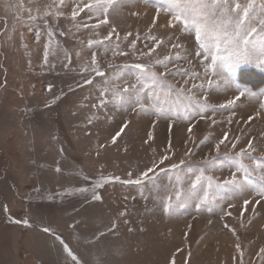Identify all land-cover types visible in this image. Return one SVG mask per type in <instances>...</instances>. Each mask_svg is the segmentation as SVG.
Listing matches in <instances>:
<instances>
[{"label": "rangeland", "instance_id": "obj_1", "mask_svg": "<svg viewBox=\"0 0 264 264\" xmlns=\"http://www.w3.org/2000/svg\"><path fill=\"white\" fill-rule=\"evenodd\" d=\"M93 2L0 0V264H264V0Z\"/></svg>", "mask_w": 264, "mask_h": 264}, {"label": "snow or ice", "instance_id": "obj_2", "mask_svg": "<svg viewBox=\"0 0 264 264\" xmlns=\"http://www.w3.org/2000/svg\"><path fill=\"white\" fill-rule=\"evenodd\" d=\"M113 2H114V0H94L93 3L85 4L84 8H87V9H90L93 11H98L100 9H103V12H104L105 17H106L108 7H110ZM196 4H202L204 7H206V4H204V0H173V11L175 12L174 20L177 22H183L185 27H187L188 22H187V18L185 15V11L188 7H194ZM105 5H107V6H105ZM236 6L239 7V4H237ZM81 11H83V9H81ZM77 14L78 13L73 12V17H75ZM104 22L107 23V19H105ZM225 26H226V22L225 23L217 22L211 27L209 25H206V24L202 25V26H198L196 28V40L198 42L203 41V39L206 36L214 35L220 31H222ZM91 43L92 42L90 41L89 44L91 45ZM201 47L206 48V45L204 43H201ZM217 59L218 58L216 56L212 57L213 71L215 70V65H216ZM228 59L233 61L235 65L247 62V58L241 54V50L238 47L235 49V52L233 54H230ZM158 63H160V61H158ZM140 67H142V66H140ZM99 74L103 75V73H99ZM86 83H91V81H86ZM209 84H211V81H209ZM243 94H244V92L241 91L240 95H243ZM237 99H239V97H237ZM101 103H103V101H101ZM229 103H232V101H229ZM220 143L222 144V143H224V141L221 140ZM249 147H251V142H249ZM216 148H217V150H219V144L216 146ZM164 159H167V157H164ZM152 171H153V169L150 168L147 171L141 173V176L146 178L148 176V173L152 172ZM129 176H131V173H129ZM101 179H105V178L102 177ZM115 179H119V178L117 177ZM199 179L200 178L197 177V181H199ZM236 180H237L236 175H235V173H233L232 179L229 181H225V183L235 184ZM126 182L131 183L133 181H126ZM134 182L140 183V180H136ZM247 203H248V201H245V204H247ZM23 223L27 224L28 221L24 220ZM44 230L48 231V229H44Z\"/></svg>", "mask_w": 264, "mask_h": 264}]
</instances>
